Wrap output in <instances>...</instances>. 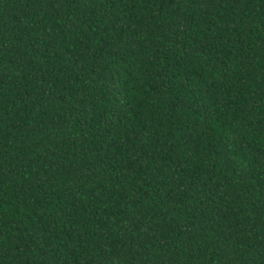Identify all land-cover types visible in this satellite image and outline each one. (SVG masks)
Listing matches in <instances>:
<instances>
[{
	"label": "trees",
	"instance_id": "16d2710c",
	"mask_svg": "<svg viewBox=\"0 0 264 264\" xmlns=\"http://www.w3.org/2000/svg\"><path fill=\"white\" fill-rule=\"evenodd\" d=\"M0 264H264V0H0Z\"/></svg>",
	"mask_w": 264,
	"mask_h": 264
}]
</instances>
